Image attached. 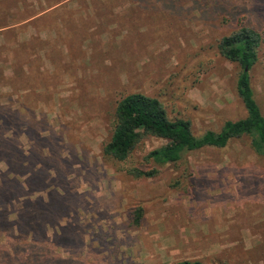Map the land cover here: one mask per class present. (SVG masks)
<instances>
[{
  "label": "rangeland",
  "instance_id": "374dc122",
  "mask_svg": "<svg viewBox=\"0 0 264 264\" xmlns=\"http://www.w3.org/2000/svg\"><path fill=\"white\" fill-rule=\"evenodd\" d=\"M239 22L264 34V0H0V264H264V159L246 137L147 178L124 167L162 139L101 153L131 92L195 136L244 116L216 49ZM248 74L264 116V40Z\"/></svg>",
  "mask_w": 264,
  "mask_h": 264
},
{
  "label": "trees",
  "instance_id": "16d2710c",
  "mask_svg": "<svg viewBox=\"0 0 264 264\" xmlns=\"http://www.w3.org/2000/svg\"><path fill=\"white\" fill-rule=\"evenodd\" d=\"M264 34L250 25L239 24L221 36L218 53L239 67L236 93L245 109L244 116L224 120L217 130H204L195 136L186 118H169L160 100L141 92H131L118 99L113 108V120L108 139L101 148L104 157L124 162L147 137L163 140L142 156L147 165H127L124 171L134 178L155 176L160 167L178 161L183 151L210 146L222 148L232 139L246 137L251 150L264 159V116L253 97L248 70L257 60ZM133 224H138L140 208L134 210ZM171 264H203L197 259H181Z\"/></svg>",
  "mask_w": 264,
  "mask_h": 264
}]
</instances>
